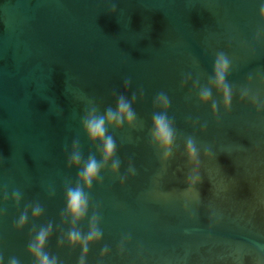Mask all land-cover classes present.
I'll return each instance as SVG.
<instances>
[{
  "label": "water",
  "instance_id": "1",
  "mask_svg": "<svg viewBox=\"0 0 264 264\" xmlns=\"http://www.w3.org/2000/svg\"><path fill=\"white\" fill-rule=\"evenodd\" d=\"M115 5V10L112 7ZM264 30L256 0H0V255L33 264L25 251L29 231L52 222L48 250L62 264H76L79 249H58L63 189L76 170L65 167L78 139L95 151L80 128L88 101L100 111L114 94L128 97L137 126L112 131L121 160L136 174L123 184L105 170L89 193L103 237L89 246L86 264H264ZM217 52L232 61L234 95L217 117L201 104L192 82L206 86ZM191 74L183 87L182 78ZM252 76L251 84L247 83ZM125 79L130 80L127 90ZM143 91V99L139 92ZM164 91L171 104L176 144L162 162L147 130L153 97ZM212 100L220 104L213 89ZM206 125L202 129V126ZM201 150L200 181L191 191L184 141ZM210 149L211 157L203 155ZM19 191L17 205L11 199ZM54 192V196H49ZM7 196V199L4 197ZM45 214L21 231L13 228L25 205ZM98 206V208H97ZM86 231V222L80 225ZM124 252L117 250L124 235ZM109 247L103 258L100 250Z\"/></svg>",
  "mask_w": 264,
  "mask_h": 264
},
{
  "label": "clouds",
  "instance_id": "2",
  "mask_svg": "<svg viewBox=\"0 0 264 264\" xmlns=\"http://www.w3.org/2000/svg\"><path fill=\"white\" fill-rule=\"evenodd\" d=\"M258 4V15L264 21V0H256ZM115 10V5L112 11ZM264 38V30H257L254 39ZM232 70V61L224 52H217L211 64L206 86H200L199 81H193L192 87L197 91V99L201 104H207L211 101L210 111L214 117H217L219 108L222 107L225 113L229 112L232 106L234 95L233 87L228 82L229 74ZM253 77H248L247 83L251 84ZM259 83L264 85V79L257 77ZM192 80L191 74H186L180 83L183 87ZM130 85V80L125 79L123 87L125 90ZM220 96L218 105L212 100V91ZM114 103L100 111L96 102L88 101V106L80 118V128L86 137L88 143L95 147L93 153L87 156L81 151V145L78 139H73L67 149L65 167L76 170L75 180L68 182L63 189V207L59 212L61 226H66L65 231L58 232L56 238V247L58 249L67 247L70 250L79 249V256L76 264H86V257L89 246L98 243L103 232L100 228L101 217L95 209L92 208L89 193L93 185L100 184L103 181L102 173L107 170L114 176H118L121 184L128 178L136 174L135 167L129 162L125 175H119L121 160L117 157L118 145L112 131L121 130L125 127L131 129L137 126V113L133 108L138 96L133 93L131 97L124 94H114ZM143 91L139 92V98L143 99ZM241 100H249L253 104L257 113L264 112V102H260L256 95H250L249 87L245 86L240 90ZM154 108L150 118V126L147 130L148 143L154 147L160 154L162 162L170 160L173 156V149L176 144V129L174 120L168 115L171 104L170 97L164 91L157 93L152 100ZM206 125L202 126V129ZM110 129L112 131H110ZM184 154L186 157L189 172L185 183L187 190L191 191L200 181L199 169L201 166V150L197 147L195 140L188 137L184 141ZM203 155L211 157L210 149L205 148ZM54 192H49V196H54ZM8 197L5 196L4 199ZM11 199L17 205L22 199L19 191H13ZM98 208V206H97ZM2 214V213H0ZM45 214V208L39 203L25 205L23 210L15 219L13 228L21 231L29 223V220H37ZM86 222L87 229L83 231L80 227ZM54 232L52 222L34 227L29 231V238L25 251L32 258L33 264H62L59 256L48 250V244ZM130 237L126 234L122 237L117 246V250L124 252V246ZM110 248L105 246L100 250V257L108 255ZM0 264H5V259L0 255ZM7 264H21L16 256H10Z\"/></svg>",
  "mask_w": 264,
  "mask_h": 264
}]
</instances>
